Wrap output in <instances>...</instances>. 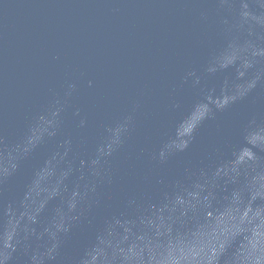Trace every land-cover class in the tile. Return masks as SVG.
Here are the masks:
<instances>
[{
  "label": "water",
  "instance_id": "obj_1",
  "mask_svg": "<svg viewBox=\"0 0 264 264\" xmlns=\"http://www.w3.org/2000/svg\"><path fill=\"white\" fill-rule=\"evenodd\" d=\"M212 7L204 0H0V118L9 141L53 95L62 96L69 83L76 84L77 92L65 114L66 131H72V112L79 109L89 120L90 143L100 125L139 105L129 158L117 161V181L105 205L92 223L74 229L58 264L74 261L91 244L104 217L119 211L127 195L142 190L140 177L149 166L146 158H136L138 149L158 144L192 111L196 93L181 86V80L189 71L199 73L216 42L213 29L198 19L201 10ZM223 79H208L204 86L219 90ZM255 95L202 126L189 151L171 161L165 173L175 176L185 163H197L214 147L219 149L217 162L228 161L239 144V128L253 114L264 116V95ZM174 101L182 105L181 112L169 111ZM42 159L39 152L21 165L5 186V203L20 198ZM0 166L11 168L13 158L0 159ZM43 182L38 178L25 195L41 208L47 196ZM149 211L145 226L169 235L173 209L155 204ZM175 219L181 233L171 241L172 264H218L226 247L239 264L247 250L264 245V169L245 170L225 181L194 212L182 210ZM13 264H26L25 257L18 253Z\"/></svg>",
  "mask_w": 264,
  "mask_h": 264
},
{
  "label": "clouds",
  "instance_id": "obj_2",
  "mask_svg": "<svg viewBox=\"0 0 264 264\" xmlns=\"http://www.w3.org/2000/svg\"><path fill=\"white\" fill-rule=\"evenodd\" d=\"M211 9L201 10L199 22L213 29L216 42L203 66L187 72L181 86L196 93L192 111L178 119L170 135L150 148H140L136 158H146L149 172L140 177L142 190L127 195L121 209L104 217L91 244L66 264H172L171 241L181 233L175 219L180 211L194 212L204 197H213L218 185L240 177L245 170L264 169V116L251 115L239 128V144L230 159L217 162L218 148L197 163L187 162L172 177L165 170L174 159L187 153L202 126L215 121L249 97L264 95V0H204ZM243 73L237 79L238 73ZM232 79H227L228 76ZM225 78L219 90L205 87L208 79ZM89 87L91 85L89 84ZM76 84H67L63 95H53L47 107L32 114L14 142L5 134L0 118V159L11 156L13 166H0V264H13L20 253L26 264H58L61 249L74 229L92 223L96 210L117 181L119 160H127L136 132L135 114L102 124L89 141V120L79 109L72 112L73 127L65 128V114L72 107ZM182 105L172 102L169 111L179 113ZM43 153L38 167L16 202L5 203L3 191L21 165ZM159 171V176L152 173ZM38 178L47 191L43 208L25 198ZM175 213L169 235L148 229L155 205ZM184 207L181 208L180 206ZM236 257L226 247L218 264H234ZM239 264H264V245L239 257Z\"/></svg>",
  "mask_w": 264,
  "mask_h": 264
}]
</instances>
